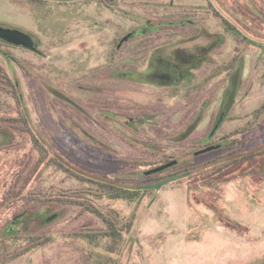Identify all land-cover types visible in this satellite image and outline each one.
I'll return each mask as SVG.
<instances>
[{
	"label": "rangeland",
	"instance_id": "374dc122",
	"mask_svg": "<svg viewBox=\"0 0 264 264\" xmlns=\"http://www.w3.org/2000/svg\"><path fill=\"white\" fill-rule=\"evenodd\" d=\"M166 1L138 0L137 7H158ZM206 1L242 34L241 39L228 35L217 18L209 17L210 28L226 38L216 57L238 50L244 55L234 105L220 130V134L233 130L235 135L222 149L151 175L144 171L161 165L163 154L178 155L189 147L176 142L177 135L186 131V125L178 128V123L187 97L177 91L158 95L143 86L133 94L125 87L122 92L114 90L118 76L110 53L117 37L146 25V19L156 21L161 13L162 18L171 17L167 16L171 12L123 11L130 7V0L122 3L120 11L105 10L96 0H0V26L22 29L38 39V51L3 47L21 65L6 61L1 53L0 63L20 86L32 130L45 147L26 130L0 129V264H264V154L207 178L208 185L203 176H184L160 189H142L134 199L96 196L89 180L97 177L133 187L154 183L157 177L184 171V167L194 175L195 166L212 155L242 148L239 152L248 157L264 143V114L249 130L237 133L264 104V0ZM175 2L189 6L204 0ZM136 41L128 40V44ZM221 78H214L206 89L215 92L225 87ZM116 95L124 106H133V100L139 107L122 110L119 119L101 113L105 124L94 114L100 111L98 102H105L102 112L111 107L107 103L117 101ZM1 103L0 109L16 115L14 100L3 97ZM149 105L158 108H146ZM140 107L151 115L149 120L134 127L121 123L136 118ZM210 120L209 109L188 140L202 135ZM120 137L137 151H124L127 147L120 146L124 144ZM146 149L154 155H144ZM198 186L203 189L195 193L192 187ZM68 199L92 203L123 224L131 221L133 225L117 239L99 236L92 243L79 233L100 231L104 225L84 205ZM19 215L18 235L3 242L1 231ZM34 234L48 236L50 241L27 251L29 235ZM15 252L18 255L10 258L9 253Z\"/></svg>",
	"mask_w": 264,
	"mask_h": 264
},
{
	"label": "flooded vegetation",
	"instance_id": "af4514ba",
	"mask_svg": "<svg viewBox=\"0 0 264 264\" xmlns=\"http://www.w3.org/2000/svg\"><path fill=\"white\" fill-rule=\"evenodd\" d=\"M60 1L78 3L80 0ZM97 1L108 11L123 10L122 3L127 2V0H96V2ZM187 4H189V6L186 5L185 2L168 0L161 3L158 7L147 8L137 7L138 0H130V7H127L123 11H170L171 13L166 15L171 17L162 18V14L164 13H161L158 15L159 17H156V21L146 19V25L135 27L125 35L117 37L114 42L115 44H113V51L110 53V59L115 67V75L118 76V81H116L114 85V90L122 92L125 87L129 88L128 90L133 94L134 92H139L133 90L143 86L151 89L158 95L162 92L167 94L170 93V91H177V95L187 97V106L179 111L181 115L178 123V128L186 125V131L177 135L176 142L189 144L190 148L188 147L189 149L186 148L180 154L175 155L171 162H177L170 167L190 161L194 157H205L213 151L222 149L232 143L231 140L235 135L234 131H227L220 134V130L228 117L230 109L234 105V92L239 84V70L241 69L244 56L238 50L236 51L237 53L231 56L216 57V50L225 47L224 41L226 38L221 31L210 28L208 25L209 17L217 18L225 27L224 31L228 35L231 36L236 34V36L241 39L242 34L233 25L232 20L223 17V15L219 13V10L216 9L212 2L204 0L203 4L199 2ZM238 24L242 25L240 23ZM242 26L244 27V25ZM126 37L129 38L127 39ZM125 38L126 40L124 42L123 40ZM34 39L36 46L35 51H38V39L36 37H34ZM128 40L137 41L133 44H128ZM7 43L8 46L27 48L23 45ZM27 49L34 50L30 48ZM11 56L17 59L15 55L11 54ZM5 59L12 63L15 62L9 57ZM217 76H222L221 83L225 84V87L219 86L215 92L213 91L215 90L214 88L206 89ZM96 84H100V82ZM89 85L90 84L87 83V86ZM22 95L24 97L23 93ZM115 98L117 101L114 104L107 103L111 107L106 110L103 109L102 112L100 108L105 102H102V105L101 102H98L100 103V111L94 114L97 116L96 118L98 120L101 119L105 124L106 117L102 116L101 113L119 119V114H122V110L130 112L132 109L134 111V109L137 110V107H139L136 101L132 100L131 105L133 106H124L120 102V96L116 95ZM68 99L71 98L68 97ZM87 101L88 106H90L89 97ZM98 103L96 104L98 105ZM212 107L215 109L212 110ZM146 108L156 109L158 107L149 105ZM209 109L211 120L207 130L202 135L197 136V138L188 140L192 132L196 130L202 122V114H205ZM260 109L263 110L262 114L257 117L255 114ZM137 112L139 117L137 116L136 118L121 121V123L129 127H134L136 124H144V122L150 119L151 115L144 111V107H140ZM263 114L264 104L255 109L253 119L237 133H244L246 130H249L250 126H253L254 120L260 119ZM22 125L25 126V123H22ZM175 128L176 127H174V129ZM120 140L124 144L119 145L127 147L124 151L128 152L129 149L137 151L134 144L126 143L121 137ZM145 143L149 142L145 141ZM205 149L208 150L203 151ZM241 150L242 148L233 149L228 151L227 154L212 155L208 157L206 161H218L224 158L244 160L247 156L243 157L239 152ZM143 152H145L144 155L148 157L154 155L153 151L150 149L143 150ZM236 154H239V156H236ZM170 155L172 154H163L161 158L165 159L166 156ZM58 156L59 155L55 153L52 157L56 162L61 163ZM126 160L131 161L130 159ZM168 168L156 173H162ZM182 170L184 171H181V174L187 173L188 171L186 167ZM145 172L146 171H144V173ZM185 176L187 177L188 175L186 174ZM14 218L13 221L16 222L19 220L20 215Z\"/></svg>",
	"mask_w": 264,
	"mask_h": 264
},
{
	"label": "trees",
	"instance_id": "16d2710c",
	"mask_svg": "<svg viewBox=\"0 0 264 264\" xmlns=\"http://www.w3.org/2000/svg\"><path fill=\"white\" fill-rule=\"evenodd\" d=\"M8 43L6 41H3L0 39V53L4 56V58H11L13 59L15 62H17L19 65L21 64V62L14 58L13 56H11V53L7 50H5L3 47L7 46ZM5 97V98H9L15 101V107L14 110L16 112V115H11V112L9 110H3L0 109V129L5 130L7 128L10 129H22V130H26L28 132H30L33 141H35L36 143L40 144L38 139L35 136V133L32 130V127L30 124V112L29 109L26 105V102L24 100V97L22 95V92L20 91V86L18 85V83L11 77L10 73L8 72V70L6 69L5 66H3L0 63V106H2L1 103V99ZM263 110H258L256 112V116H260L262 114ZM3 114H2V113ZM22 123H25V126L21 125ZM246 129V128H244ZM243 129V130H244ZM240 132V131H238ZM42 144V143H41ZM42 148L44 147V145H41ZM260 154H264V143L259 144L256 149L254 148L253 150L250 151V157L248 156L247 158H245L244 160L241 159H236V160H232V161H226L225 158L223 160H218V161H206L203 164L197 165L195 166V169L197 168L198 171L197 173L193 174H189L187 173V177H197V176H203V179L206 180V184H210L211 182H209L207 180V178L210 177H215V175L217 176L218 174H222L221 172L224 170H228L230 167H242L243 162H245V160H247L248 158H253L255 159V156L260 155ZM175 156V154H172L170 156H166V158L162 160V164L164 163H169L172 161L173 157ZM252 159V161H254ZM56 162V160H54ZM147 161H145L144 163L142 161H135L136 164L138 165H142V164H147ZM57 165H59V162H56ZM211 164H215L214 167H209V165ZM63 168H65V170L68 171H72L71 169H69L67 166L65 165H61ZM211 169V170H210ZM210 170V171H209ZM232 170V169H230ZM208 171V172H207ZM181 172V171H180ZM180 172H176V173H169L168 176L165 177H157L156 179H154V183L158 182L162 179H165L167 177L170 176H174V175H180ZM76 176L80 177V178H84L83 175L78 174V173H74ZM154 174V173H153ZM151 174V175H153ZM222 176V175H221ZM182 177V176H181ZM213 177V178H214ZM91 182H93V184L95 185V188L97 189V192H95L94 194L96 196L102 197L104 195H108L111 198H127V199H134V197H136V195L138 193H140L142 190V188H140V184H135L133 187H129L126 186L124 183H120V182H111V181H107L101 178H97V177H93L89 179ZM202 180V179H200ZM204 180V181H205ZM203 184V185H206ZM192 189L194 190V192L198 193L200 192V190L203 189V187H192ZM147 191V190H145ZM68 202H72V204H77V202H79L80 204L85 206V209L88 210L90 213H92L95 217L98 218V220L100 222H102V224L104 225L103 228L100 231H95V232H81L79 233V235L84 238V239H88L90 242H95V240L99 237V236H104V237H111L113 239H117L118 237L122 236L125 232V230H129L132 225L133 222L128 221L125 224L122 223V220L119 219V217L109 214L106 211L101 210L100 208H98L97 206L93 205L92 203H87L84 201H76L73 199H68ZM21 221V220H20ZM17 225H19V222L16 221L14 222L13 220L10 221V223H8L3 230L1 231L2 237H3V242H6L9 239H13L14 236L18 235L19 233V229L17 228ZM29 246L27 247V251H29L30 249L34 248V247H39V246H43L46 245L49 241H50V237L45 236V235H29ZM24 252H21V254H23ZM5 256H7L6 253H4ZM18 255L17 252L15 253H9L10 258H14Z\"/></svg>",
	"mask_w": 264,
	"mask_h": 264
},
{
	"label": "water",
	"instance_id": "95a60500",
	"mask_svg": "<svg viewBox=\"0 0 264 264\" xmlns=\"http://www.w3.org/2000/svg\"><path fill=\"white\" fill-rule=\"evenodd\" d=\"M0 39L3 41H6V42L12 43V44L23 45V46L30 48V49L36 48L34 37L22 29L0 26ZM206 150H208V149H205L203 151H206ZM176 162L177 161H173V162H169V163L159 165L157 167H154V168L146 171V173L147 174H153L156 172L163 171L164 169L175 164ZM186 174L187 173H183L181 175L170 176V177H167V178L162 179V180L155 182V183L141 185L140 188H142V189H160L165 184H167L171 181H175V180L179 179L181 176H185Z\"/></svg>",
	"mask_w": 264,
	"mask_h": 264
}]
</instances>
